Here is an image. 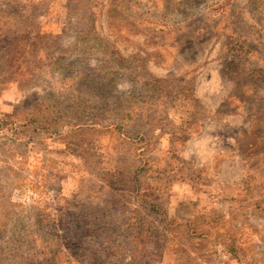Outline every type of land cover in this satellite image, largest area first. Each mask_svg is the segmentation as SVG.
<instances>
[{
    "label": "rangeland",
    "instance_id": "rangeland-1",
    "mask_svg": "<svg viewBox=\"0 0 264 264\" xmlns=\"http://www.w3.org/2000/svg\"><path fill=\"white\" fill-rule=\"evenodd\" d=\"M0 264H264V0H0Z\"/></svg>",
    "mask_w": 264,
    "mask_h": 264
},
{
    "label": "crops",
    "instance_id": "crops-1",
    "mask_svg": "<svg viewBox=\"0 0 264 264\" xmlns=\"http://www.w3.org/2000/svg\"><path fill=\"white\" fill-rule=\"evenodd\" d=\"M210 167L213 169L214 165H211ZM210 167L208 168V170L210 169ZM207 173H208V171H207ZM212 188H216L217 192L214 194H218L220 197H225V198L228 196L229 197L232 196L234 194V190H235V188L232 185L231 186L220 185L218 182H217V184H215V182H213ZM225 198H223V199H225ZM216 203L217 202L212 203V204H216Z\"/></svg>",
    "mask_w": 264,
    "mask_h": 264
},
{
    "label": "trees",
    "instance_id": "trees-1",
    "mask_svg": "<svg viewBox=\"0 0 264 264\" xmlns=\"http://www.w3.org/2000/svg\"><path fill=\"white\" fill-rule=\"evenodd\" d=\"M137 172H141L140 170H137ZM139 177L140 175L137 174V176L133 179V182H134V185L138 188V182H139ZM198 218V217H197ZM166 233V231H165ZM165 233L163 235H165ZM170 233V232H167L166 235ZM229 249H231L233 251V248L229 247Z\"/></svg>",
    "mask_w": 264,
    "mask_h": 264
}]
</instances>
